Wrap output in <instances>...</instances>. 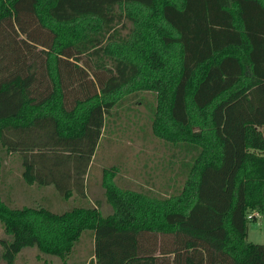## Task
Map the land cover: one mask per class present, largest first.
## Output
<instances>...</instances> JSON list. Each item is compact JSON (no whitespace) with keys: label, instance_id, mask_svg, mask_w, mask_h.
<instances>
[{"label":"trees","instance_id":"obj_1","mask_svg":"<svg viewBox=\"0 0 264 264\" xmlns=\"http://www.w3.org/2000/svg\"><path fill=\"white\" fill-rule=\"evenodd\" d=\"M147 94L181 190L120 187L105 168L103 215L88 165L105 122ZM262 125L264 0H0V182L10 156L27 184L75 194L62 212L0 195L2 258L35 246L72 264H264L247 240V214H264Z\"/></svg>","mask_w":264,"mask_h":264},{"label":"rangeland","instance_id":"obj_2","mask_svg":"<svg viewBox=\"0 0 264 264\" xmlns=\"http://www.w3.org/2000/svg\"><path fill=\"white\" fill-rule=\"evenodd\" d=\"M146 100L139 101L133 98L124 102L117 108L116 114L105 122L101 140L95 150L91 165L86 171L85 179L88 197L91 205L97 198L101 214L113 213L114 208L105 195L102 184V175L105 168L116 167L115 183L120 187L129 189L150 188L152 194L159 197H169L181 190L182 177L169 170L167 160L172 150H167L162 141L152 135L150 106L152 98L149 94ZM140 99V98H139ZM264 135V125L259 126ZM167 166L165 167V165ZM3 179L0 182V195L5 200L9 195L12 205L17 207L41 204L49 206L54 212L68 210L72 202L63 199L53 185L41 188L38 192L33 185L27 184L19 173V162L16 157L5 156L3 166ZM86 186V187H87ZM45 187V186H44ZM42 194L57 196L58 203L51 199L40 200ZM59 197V198H58ZM61 197V198H60ZM94 201V202H93ZM54 205H51V204ZM78 247L77 262L84 259L90 251V240L83 234ZM10 240L0 220V241ZM247 240L254 243H264V214L247 224ZM0 243V264H7L2 258ZM13 264H72L70 258L61 259L57 255L40 252L35 246L23 248L17 255Z\"/></svg>","mask_w":264,"mask_h":264},{"label":"crops","instance_id":"obj_3","mask_svg":"<svg viewBox=\"0 0 264 264\" xmlns=\"http://www.w3.org/2000/svg\"><path fill=\"white\" fill-rule=\"evenodd\" d=\"M18 160V162H19V167H20V160L19 159H17ZM90 165H91V162L89 163V165H88V169H89V167H90ZM88 169H87V171H88ZM19 173H20V170H19ZM21 176V175H20ZM86 183H87V180L86 179H84V192H85V196H86V198L88 199V200H90V201H92L91 199H90V197H88V194H87V188H88V186L86 185ZM48 185H52V184H47V185H43V186H37V185H34L35 186V188H36V190L38 191V192H40L41 191V188H48L49 186ZM45 186V187H44ZM87 186V187H86ZM75 196V194H74V192L72 191V193H71V195L69 196V198H67V199H70V198H72V197H74ZM50 197H52L51 199H54L57 203H58V201H57V196H56V198L53 196V195H49V196H46L45 194H42L41 195V197H40V200H48L49 202H51V199H50ZM61 197L63 198V196L61 195ZM60 197V198H61ZM59 198V197H58ZM64 200L66 199V198H63ZM96 200H98L97 198L95 199V201ZM94 202V201H93ZM51 205H54L53 203L51 204ZM48 208H49V206H48ZM2 255V254H1Z\"/></svg>","mask_w":264,"mask_h":264},{"label":"built area","instance_id":"obj_4","mask_svg":"<svg viewBox=\"0 0 264 264\" xmlns=\"http://www.w3.org/2000/svg\"><path fill=\"white\" fill-rule=\"evenodd\" d=\"M259 215H260V213L258 211H252V212L247 214V217L253 218V217H258Z\"/></svg>","mask_w":264,"mask_h":264}]
</instances>
